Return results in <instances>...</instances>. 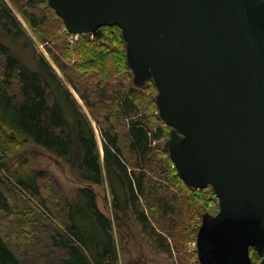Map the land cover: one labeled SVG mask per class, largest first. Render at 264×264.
Masks as SVG:
<instances>
[{
  "label": "trees",
  "instance_id": "1",
  "mask_svg": "<svg viewBox=\"0 0 264 264\" xmlns=\"http://www.w3.org/2000/svg\"><path fill=\"white\" fill-rule=\"evenodd\" d=\"M8 1L64 80L0 0V26L12 38H27L39 57V69L31 70L0 43V161L13 148L33 144L62 158L89 186L70 199L55 182L45 186L43 172H10L12 184L0 176V225L6 228L3 219L18 230L12 244L4 234L9 231L0 226V264H118L112 222L97 208L91 185H107L114 214L131 215L143 232L149 231L156 250L179 253L175 232L182 205L205 203V195L193 202L192 192L187 202L167 196V183L192 189L178 177L164 149L167 127L157 114L154 84L138 87L132 81L119 28L101 27L71 45L47 0ZM91 120L103 141L102 156ZM182 238L187 241L186 233Z\"/></svg>",
  "mask_w": 264,
  "mask_h": 264
},
{
  "label": "water",
  "instance_id": "2",
  "mask_svg": "<svg viewBox=\"0 0 264 264\" xmlns=\"http://www.w3.org/2000/svg\"><path fill=\"white\" fill-rule=\"evenodd\" d=\"M71 35L117 27L133 83L152 81L164 149L215 216L201 264H264V0H47Z\"/></svg>",
  "mask_w": 264,
  "mask_h": 264
},
{
  "label": "rangeland",
  "instance_id": "3",
  "mask_svg": "<svg viewBox=\"0 0 264 264\" xmlns=\"http://www.w3.org/2000/svg\"><path fill=\"white\" fill-rule=\"evenodd\" d=\"M4 1L11 9L12 14L16 17L18 22L23 26L27 34L32 37L35 44L38 46V50L42 53V55L56 71V73L63 79L60 72L54 66L52 60L47 54L44 45L39 44L35 40L28 26L26 25L20 14L12 7L9 1ZM64 30L65 28L64 26H62L61 31L64 32ZM80 36L81 35L68 34L67 41L72 45L79 39ZM90 38H92V36H90ZM0 43L7 49L12 51L23 65L31 70L39 69V64L36 62L39 58L38 54L31 48L27 38L25 39L21 36L12 38L9 32L5 31L0 26ZM64 83L67 85L73 98L78 102V104H80L85 113H87L82 105V102L80 101L72 87L66 81ZM91 123L94 129L95 139L100 151V156H102L103 141L97 125L92 120ZM168 138L169 128H167L166 130V139L162 142L164 143ZM8 153L9 154L5 156L2 161H0V176L6 178L9 183L11 182V179L9 177L10 172L12 173L15 171L22 172L24 170H30L35 172H43L48 178V181L44 183V185L51 187L49 183H51V181L55 182V185L59 189H61L60 193L70 199L76 196V192L78 189L87 188L89 186L75 174L72 168L62 158L53 155L49 151L39 146L27 143L18 148H13ZM183 188L184 187L182 186V184L180 185V183H176L173 186L167 183V196L169 198L172 196L176 197L179 202H187L189 193L192 192V197L190 196V200L192 202L198 201L195 200V198H201L203 195H205L206 204L202 202H196L195 205L191 208L190 206H188L189 204L183 203V212L180 215L181 220L178 219L181 227L178 228L175 232V234L177 235V242L178 240L180 241L182 250L179 253L173 252L171 255H169L163 249H160L158 251L154 248V240L147 238L149 235L147 234V236L143 234L142 231H140V228L137 227L133 222L134 219L131 217V215L126 214V217L124 219L119 216L122 221L121 219L120 221L118 220V216H116L112 211L109 189L107 185H105V188L95 185L90 186V189H92L93 193L95 194L97 208L112 222L111 233L116 243L118 264H198L195 249V237L200 225V216L204 213L213 215L215 212H217L218 201L210 188L204 190L192 189L191 191H187ZM51 198L52 200L56 199L54 196ZM1 220V224H4L6 227L4 228L0 225L1 228H3L4 230L6 229L4 232H7V230L9 231L7 232V234L4 233L5 237L9 236V242H11L12 244H16L17 241L12 237V235L16 234L18 230L13 225H11V222H6L5 220L3 221V219ZM162 223H164L165 227H168L170 226L171 222L162 221ZM152 227L156 233H160L154 224H152ZM29 233L31 232L29 231ZM185 233L187 235V241L183 242L182 237L185 235ZM31 238H35L36 240L38 239V237L35 235H32ZM43 239L44 236L41 235L39 237V240L43 241ZM36 244L37 243L35 241L32 246ZM51 252L56 253L54 249H52ZM255 255V252H250L252 264H259L261 258L258 257V255H256V258ZM32 259L37 258L34 257Z\"/></svg>",
  "mask_w": 264,
  "mask_h": 264
},
{
  "label": "flooded vegetation",
  "instance_id": "4",
  "mask_svg": "<svg viewBox=\"0 0 264 264\" xmlns=\"http://www.w3.org/2000/svg\"><path fill=\"white\" fill-rule=\"evenodd\" d=\"M218 208V207H217ZM217 212H218V209H217ZM217 212H215L213 215H211V214H209L210 216H215L216 214H217ZM204 214H206V213H204ZM204 214H201V216H200V225H201V222H202V215H204ZM208 214V213H207ZM120 217H122L123 219L126 217V214L125 215H123V214H121V215H119ZM118 216V220L120 221V217ZM121 221H122V219H121ZM134 223H135V225L137 226V227H139L140 228V226L136 223V221L134 220L133 221ZM200 225H199V227H200ZM199 227H198V229H199ZM140 231H142L141 230V228H140ZM198 231V230H197ZM142 233L143 234H145V235H147L148 237L147 238H150L151 239V237H150V234H149V231H147L146 233L145 232H143L142 231ZM195 249H196V257H197V262H198V264H201L200 263V261H199V258H198V249H197V233H196V237H195ZM250 252H255L253 249H250ZM256 254V253H255Z\"/></svg>",
  "mask_w": 264,
  "mask_h": 264
}]
</instances>
